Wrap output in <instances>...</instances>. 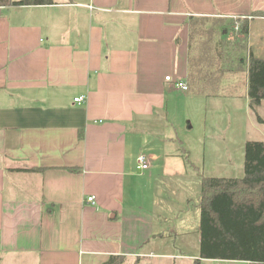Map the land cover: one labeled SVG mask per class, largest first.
<instances>
[{
	"label": "crops",
	"instance_id": "obj_1",
	"mask_svg": "<svg viewBox=\"0 0 264 264\" xmlns=\"http://www.w3.org/2000/svg\"><path fill=\"white\" fill-rule=\"evenodd\" d=\"M253 11L264 0L1 4L0 264H253L201 258L199 227L192 240L182 223L171 230L141 181L178 155L170 99L235 97L176 86L187 84L189 19ZM254 23L263 58L264 16L249 20L246 54L257 57Z\"/></svg>",
	"mask_w": 264,
	"mask_h": 264
},
{
	"label": "trees",
	"instance_id": "obj_2",
	"mask_svg": "<svg viewBox=\"0 0 264 264\" xmlns=\"http://www.w3.org/2000/svg\"><path fill=\"white\" fill-rule=\"evenodd\" d=\"M54 0H0L1 4L43 5ZM264 16L253 11L231 21L237 26L235 45L247 50L249 20ZM209 17L189 19L188 73L191 92L203 95L248 97L249 107L264 106V59L251 53L231 54L222 39L225 27L203 24ZM220 20L217 18H213ZM234 30V29H232ZM221 38H217L219 36ZM228 50L230 52L228 53ZM264 125V116L256 112ZM242 177L203 176L199 198L200 257L244 260L264 264V140H247L244 145Z\"/></svg>",
	"mask_w": 264,
	"mask_h": 264
},
{
	"label": "rangeland",
	"instance_id": "obj_3",
	"mask_svg": "<svg viewBox=\"0 0 264 264\" xmlns=\"http://www.w3.org/2000/svg\"><path fill=\"white\" fill-rule=\"evenodd\" d=\"M212 23L217 28L225 27L227 35L222 39L230 45L231 54L245 58L246 50H239L234 44L237 38L235 30L231 29L234 22L230 25L213 18L203 21L206 26ZM251 30L253 52L259 57L262 54L259 53L261 28L254 23ZM216 37L221 38L220 35ZM262 57L264 59V55ZM172 104L177 106L178 127L175 132H170L174 139L171 144L174 143L178 155L173 162L162 161L158 165L153 162L147 170L151 172V177L140 179H145L144 189L154 195L155 203L168 208L170 229L179 231L185 227L190 231L189 238L192 240L196 238L199 227L202 177L243 176L245 142L264 140V125L256 120V112L264 116V106L261 103L253 111L244 95L195 97L186 93L185 96L170 99L168 109L163 112L170 122L174 118ZM145 155L149 160V156ZM136 171L140 172L137 168ZM159 189L162 192L158 193Z\"/></svg>",
	"mask_w": 264,
	"mask_h": 264
},
{
	"label": "built area",
	"instance_id": "obj_4",
	"mask_svg": "<svg viewBox=\"0 0 264 264\" xmlns=\"http://www.w3.org/2000/svg\"><path fill=\"white\" fill-rule=\"evenodd\" d=\"M165 79L166 80H170V77L166 76ZM176 86L179 87L181 90H184V91H186L188 89L187 84L185 82H183V81H176ZM74 101L82 102V101H84V96L75 97ZM148 167H149V160L146 157V155L143 154V153L139 154L136 157V168L139 171H143V170L147 169ZM86 200L93 202L94 201V196L93 195L88 196L86 198Z\"/></svg>",
	"mask_w": 264,
	"mask_h": 264
}]
</instances>
